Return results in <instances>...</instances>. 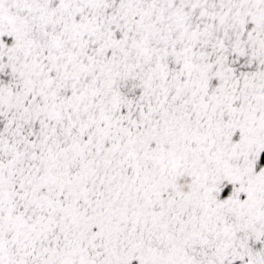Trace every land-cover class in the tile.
<instances>
[{"label": "snow or ice", "instance_id": "6c2138e0", "mask_svg": "<svg viewBox=\"0 0 264 264\" xmlns=\"http://www.w3.org/2000/svg\"><path fill=\"white\" fill-rule=\"evenodd\" d=\"M0 264H264V0H0Z\"/></svg>", "mask_w": 264, "mask_h": 264}]
</instances>
